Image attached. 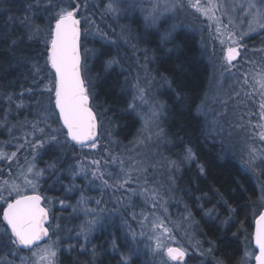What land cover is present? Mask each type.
Listing matches in <instances>:
<instances>
[{
  "label": "snow or ice",
  "instance_id": "obj_1",
  "mask_svg": "<svg viewBox=\"0 0 264 264\" xmlns=\"http://www.w3.org/2000/svg\"><path fill=\"white\" fill-rule=\"evenodd\" d=\"M5 2L6 0H0V4ZM40 4L41 0H37L35 7L40 8ZM101 5L103 6L102 17L112 16L117 19L122 16L128 18L139 9L144 30L159 37L160 50L165 51V45H174L173 48L167 49L166 54H171L172 51L179 48V45H175L174 42L179 29L184 25L179 22L178 17L181 14H187L189 10H193L199 17L215 22L216 37L222 46L227 45L222 48L221 67L224 72H231L235 67L234 61H237L241 55L240 48L243 46L240 41L247 34L244 32L237 33L232 20L229 19L225 23L217 15L221 7L217 0H154L147 8L143 6V0H106V2L101 0ZM49 7H52L50 0L42 10L47 12ZM54 7L55 10L46 18L47 25L44 27L34 24L27 15L18 18L19 26L24 29L27 40L31 41L37 38L41 32L44 34L43 51L37 54L33 62L29 64L26 56L17 55V53L23 52V49L19 47L24 43L23 39H11L8 45V51L13 55L16 65L21 68L28 66L31 69V86L22 91L20 96L27 94L31 98L37 94L40 96H44L45 93L48 94L46 104L42 100L35 104L37 119L29 121L26 118L24 121L18 122V125L9 126L6 114L4 122L0 123V127H7L10 136L18 126L24 130L23 142H20L21 138H17L18 147L16 151L9 154L0 148V161H15L21 149L29 150L32 156L31 160L26 158V166H21L20 176L23 177V183H20L19 177H16L0 184V214H2V221L5 225L3 232L0 233V242L6 239L7 243L14 246L15 252L27 250L30 253L28 257L20 258L21 264H59L58 257L62 241L59 235L51 232L48 227L50 210L45 207V201L48 198L39 192V186L46 174H57L59 178V175L65 171L70 173L71 183L65 186V191L69 193L74 192L79 187L75 184V180L82 177L84 181L94 187L99 181L102 192L113 189L117 192L124 190L128 193L125 199L129 202V207L133 206L131 203L133 197H139L144 204H150L155 209L157 206L164 207L165 205L161 201H164L168 193L173 191L171 186L175 183L173 174L180 171L182 164H190L196 159L191 147H186L179 159L162 157V166L168 171L171 181L167 191H165L163 183L150 180L148 176L150 168L155 170L160 161L149 164L138 152L123 156L113 155L106 150L107 154L99 159H87V157L76 159L74 165H68L67 169L60 168L59 173L57 169L61 160L65 158L63 156L53 159L51 163H46L44 168L37 167L36 161L40 150L59 148L61 152L66 153L69 148L77 146L81 149L88 148L91 150L98 148L100 116L94 104L97 95L95 91L96 80L116 73L118 68L120 75L127 71L118 51L107 53L83 47L82 40H87L90 31L88 27H84L87 20L81 18L79 0H67V2L58 0ZM32 8L33 5L29 4L25 11H30ZM234 10L238 14H242V19L248 22V32H255L257 28L264 32V0H248L246 6L242 3L239 6H234ZM9 19L15 18L9 17ZM97 35L106 43H115L114 41L108 42L107 34L99 29H97ZM121 35L125 43L131 37L130 32L124 36L122 31ZM6 39H8L7 33L0 34V42ZM104 46L102 44V47ZM132 47L135 48L136 46L133 44ZM137 51L139 50L137 49ZM144 51L146 52L147 49ZM90 57L100 63V69L94 79L89 78ZM101 57L107 58L101 60ZM40 58H43L42 64L39 62ZM137 61L145 75L143 78L137 75L136 82L130 85L132 99L128 103V111L140 116L144 124L137 134L133 149L128 150L129 153H132L137 145L151 143L153 135H155L157 144L167 140L160 123L162 119L166 118L165 104L154 102L149 107L150 115H141L143 108L149 105L147 97L154 91L153 85L156 77L151 75L148 67L151 61L147 56L144 57L143 61L137 57ZM250 63L257 67L255 62ZM259 68L260 70L255 74V77H251L247 72L244 73L243 79L236 81L239 84V89L233 87L231 89L232 94H226V99L218 98L217 102L225 111L212 114V127H222L219 117L227 115L229 103L235 102L236 107L232 113L234 120L230 122V126L244 136L246 147L240 156L242 166L245 171L252 170L255 172L260 169L259 175L264 176V149L254 147L257 142L264 144V102L259 104V120L255 124L251 123V115H255V113H252L246 120L245 114L239 112L242 93L243 97L247 99H253L259 95L264 100V64L260 65ZM28 79L29 77H25V82ZM128 83V76H125V84ZM161 84H167L169 88L171 87V82L167 77L161 78ZM247 89H251V91ZM175 95L177 100L182 99L178 90ZM6 99L11 102L13 96L8 95ZM16 107L17 109L24 108L23 100ZM28 107H32V105H28ZM205 115L207 116V113ZM153 129L156 130L155 133H153ZM5 143H11V140L5 141ZM117 163L119 164L118 169L110 171L109 168ZM199 170L201 174L205 171L202 166ZM133 185L135 186L133 187ZM4 191L8 192L7 196L4 195ZM86 199L82 195L77 201V205L72 206L73 211H76L80 205H84ZM260 199L264 201V185L260 186ZM59 202L65 206L64 200ZM101 202V200H96L97 205ZM118 203L123 204V201H118ZM224 203L227 204L228 202L224 201ZM213 210H208L206 215H211ZM234 211V209H229L230 214ZM85 214L91 215V219L80 226L75 237L77 240L83 238L84 243L80 245L81 249L86 248L92 232L105 226L106 219L98 217L94 210H86ZM152 215L155 216V212ZM254 217L255 231L251 239L258 251H246L245 256L242 257V264H249L252 257L255 259V264H264V211H259L258 214H254ZM132 218L136 219V216L133 215ZM223 223L227 224L228 220ZM152 230L155 240V247L152 250L156 255L167 257L164 264H169V262L179 264L180 261L184 260L187 255L185 248L173 247L166 243L168 240H174V237L164 220L156 217L152 223ZM157 232L159 235H155ZM54 235L56 239L52 238ZM125 243L128 244L129 255L125 257L121 254V262L122 264H130L132 256L139 251L135 246L138 241L134 231L131 233V241L126 240ZM116 246L114 241L113 249ZM199 247L197 244V248ZM214 251V247L210 246L207 249V254L211 255ZM92 254L93 256L96 254L95 247H93ZM201 254L204 255L205 253L202 252ZM215 264H225V261L222 258H217Z\"/></svg>",
  "mask_w": 264,
  "mask_h": 264
},
{
  "label": "rangeland",
  "instance_id": "obj_2",
  "mask_svg": "<svg viewBox=\"0 0 264 264\" xmlns=\"http://www.w3.org/2000/svg\"><path fill=\"white\" fill-rule=\"evenodd\" d=\"M153 2L154 0H143V6L147 8L149 4ZM217 2L219 5H221L220 11L217 13V15L220 16L225 23L229 19L232 20L237 33H247L244 35L242 41H240L243 45L240 48L241 55L239 56L238 60L234 62L235 67L231 72H224V69L221 67L223 55L222 48L226 47L227 45L222 46L220 40L216 37L215 22H210L204 17H199L198 14H195L193 10H189L187 14H181L178 17V20L184 25V29L191 30L194 32V34H196L198 38V44L202 52V57L209 64V81L207 86L208 92L205 95V101H202V104L199 108V112L202 114L205 120L206 135L210 140L216 141L221 146V149L224 150L223 153L231 155L245 170L240 160L241 152L246 147L244 136L242 133H239L232 126H230V122L234 120L232 113L233 109L236 107L235 102L229 103L227 115H222L219 117V122L222 126L221 128L212 127V114L223 113L225 111V109L217 102L218 98L226 99V94H232L231 89L233 87L237 90L239 89V84H237L236 81L238 79L242 80L244 73L247 72L251 77H255V74L260 70L259 66L264 64V32L260 31L258 28L255 32H248V22L242 19V14H238L234 10V6H239L242 3L246 6L248 0H217ZM81 18H86L87 23L84 24V27H88L90 31V35L87 37V40H82V43L86 45H84V48L88 49L95 40H98L105 45L108 44L111 46L109 49L105 48L104 52L115 53L118 51L120 53L124 67L127 69V71L121 75V87L127 95V109L128 103L131 102L132 99L130 85L136 82L137 75H139L141 78H143L145 75L144 70L139 67L137 57L140 61H143L145 56L150 59L151 62L149 63L148 67L150 69L151 75L156 77V81L153 85L154 91L149 97H147L149 105L143 108L141 115H150L149 107L154 102L156 104H165L161 93L168 89L169 86L167 84H161V76L155 72L153 67H151V64L154 62V55L152 53L144 55L140 51H137L138 48L136 36V39H134L136 47L133 48L132 45H135V43L133 41L131 42L130 39L127 43H125L124 38H122L123 36L121 35L122 31L124 36H127L128 33L131 32L133 28L129 25H132V20H136V23L141 25L140 23H142V16L140 15L139 9H137L136 12L128 18H124L122 16L121 19H124L126 25L124 26V24L120 22L117 30H114V28L106 24L110 31L116 34L115 38L108 37L107 39L108 42L114 41V44L106 43L99 38L96 27L99 25L93 21V17L85 14V16ZM111 18L115 22L120 20L112 16ZM139 19L140 23L137 22ZM141 36L142 35H140V37ZM43 39L44 38H42V41ZM120 41L123 43L120 44ZM119 44L121 46L117 47ZM92 59L93 58L90 57L89 67H91ZM250 62H255L257 67H254ZM42 63L43 61L41 64ZM125 76H128L129 80L127 85L125 84ZM89 78H95V74L91 71L89 73ZM247 90L251 91V89ZM21 92L22 90H19L16 93H10L9 95L13 96V100L11 102L6 99L8 95L4 97L1 96L3 102L8 104L9 108H11L12 117L14 119L17 118V123H14L13 125H18V122H22L26 118L29 121L37 119L38 116L35 115L36 102L41 100L45 104L48 102L47 93H45L44 96L37 94L29 98L27 94L21 97ZM21 100H23L25 107L17 109L16 105L20 103ZM241 100L242 103L239 107V112L245 114L246 120L252 113H255V115H251V123L255 124L259 120V104L264 102V100H262L259 95L255 96L253 99H247L243 97V93L241 94ZM28 105H32V107H28ZM98 108L99 109L96 108V110H98L97 113L100 116V127L98 148L96 150L80 148L79 151L74 152L69 148L66 153L61 152L59 148H47L46 150H40L36 161L37 167L44 168L46 163H51L53 159L63 156L65 158L61 160V163L58 165L57 169V172L59 173L60 168L67 169L68 165H74L76 159H83L85 157H87V159H99L101 156L106 155L107 152H110L113 155L123 156L138 152L142 158L149 162V164L160 161V163L157 164V168L155 170L150 168L148 176L150 180L163 183L165 185V191H167V187L171 184V181L169 180L168 171L162 166V157L179 159L182 157L183 153L181 154V152L177 150L173 153V155L167 154L166 152L170 153L169 146L171 145V142L167 139L166 141H162L157 144L155 142V135H153V141L151 143L147 145H137L134 151L129 153L128 150L133 149L137 134L143 127L144 121L136 113H133L139 122L138 130L130 139H128L127 142H122L115 135L116 125L113 124L112 117L102 106L98 105ZM205 113H207V116ZM160 123L162 127V120ZM28 127L30 128V125ZM1 128L2 127H0V129ZM23 131L24 130H21L18 126L16 129H14L12 135L10 136L6 127V139L4 141H0V148L9 154L13 151H16L18 147L17 138H21L20 142H23ZM155 131L156 130L153 129V133H155ZM230 133L231 135H229ZM145 134L147 135V133ZM9 140H11V143L6 144L5 141ZM254 147L257 149H264V144L257 142ZM26 158L27 160L32 159L29 150L21 149L18 152L15 161H0V165H2L0 167H2L3 170L7 172L0 176V182H4L5 180L11 181L16 177H19V182L23 183V177L20 176V171L22 161L26 160ZM9 164L11 165L10 167ZM14 164H19V166L14 169ZM190 165L195 167V160L190 164H182L180 171L173 174L175 179V183L171 184L173 191L168 193L164 201H161V203H163L165 206H157L155 209H153L150 204H144L139 197H133L131 202L133 206L129 207V202L125 199L128 193L124 190L117 192L115 189H113L104 190L102 192L101 187H99V181L96 182L97 186L94 187L84 181L82 177H79L75 180V184L79 187L74 192L69 193L65 191V186L71 183L70 173L65 171L63 174L59 175V178L57 177V174H46L45 178L41 182V184L44 185L41 186L40 184L41 187L39 186V192L42 193V188L46 190V193H42V195L48 198L45 201V207L50 210L49 229L51 232H55L61 238L62 243L60 245V249L71 254L73 258L72 264H100V260L103 258L104 252L108 250L110 251V254L117 253L119 257L120 254H123L125 257H127L129 255L128 244H126L125 241H131V233L133 231L135 232L136 240L138 241L135 246L139 249V251L137 254L132 256L130 264H133L132 261H136V263L137 261H145L148 264H164V261L167 259V257L156 255L152 250L155 247L152 223L155 221L156 217H159L160 219L164 220L165 225L171 230L172 236L174 237V240H168L166 243L169 245L183 247L187 250V256L191 255L189 256L191 259L187 258L185 262L179 264H215V261L218 257L214 256V254H207V249L210 246L214 247L213 241H210L207 237H199V229L195 227V224L193 223V220L191 219V216H189L187 208L185 207L187 206L188 202L186 200H182L183 197L187 196L186 199L191 197L185 183L187 177H184L185 175H183L184 173L182 171L185 167H190ZM23 166H26V164ZM118 167L119 164L117 163L116 165L111 166L109 170L112 171L114 169H118ZM247 172L252 177L253 183L256 186L257 199L254 203L255 205L253 206V217L251 218L252 225L249 230H247L245 226L239 225L235 231L232 232V236H235L239 239L241 250L239 259L234 264H242V257L245 256L246 251H256L255 246L251 241L253 223L255 219L254 214H258V212L261 211L262 207L264 206V201H261L260 199V186L264 185V176L259 175L260 169H257L255 172L252 170H248ZM9 173H11V175H9ZM52 182H55V184L51 185ZM134 186L135 185H133V187ZM48 190L49 193H47ZM4 195L7 196L8 192L4 191ZM82 195L87 198L86 203L77 207L76 211H73L72 206L77 205V201ZM60 200L65 201V206L60 204ZM96 200H101L102 202L97 205ZM118 201H123V204L118 203ZM193 201L195 202V209L199 211L201 214L200 216L204 221L213 220L216 224L220 223L224 227H229L232 223H235L234 225L237 226L235 217L232 215L233 213H220L219 209L217 208V204H205L203 197L199 195H194ZM222 204L225 205V203ZM210 209H214L211 215H206ZM86 210H94L98 217L106 219L105 226L92 232L89 236V242L86 244V248L81 249L80 245L84 243V240L82 237L79 240H77L75 237L80 230V226L88 219H91V215L85 214ZM139 212L142 213V218L139 217L138 222H136L137 220L135 219L134 224L131 218L133 215L136 216ZM153 212H155V216L152 215ZM145 217H147V219H145ZM225 220H228L227 224L223 223ZM57 225L59 226L58 228ZM4 227V223L3 225H0V233L3 232ZM115 229H117V233H114ZM95 233H97L98 237H96ZM104 233L106 236L110 237L108 238L110 246L106 244V241L103 245L105 239ZM141 233H143V235H141ZM155 235H159V233L157 232ZM52 238L56 239V236L54 235ZM117 238L121 240V243L125 248L121 247L113 249V242H116ZM5 242L6 240L0 242V245L4 244ZM197 244H199V248H197ZM5 246L7 248L6 253L9 255V260L11 261L9 264H21L20 258L28 257L30 255L29 252H15L12 246L7 245V243ZM93 247H95V256L92 254ZM202 252L205 254L202 255ZM58 260H60V254ZM253 262L254 257L251 258L249 264H253ZM169 264H171V262H169Z\"/></svg>",
  "mask_w": 264,
  "mask_h": 264
},
{
  "label": "trees",
  "instance_id": "obj_3",
  "mask_svg": "<svg viewBox=\"0 0 264 264\" xmlns=\"http://www.w3.org/2000/svg\"><path fill=\"white\" fill-rule=\"evenodd\" d=\"M50 2L52 7H49L47 12L42 9L44 5L49 3V0H41L40 8L35 7L37 0H6L4 4H0V34L7 33L8 35V39L0 42V123L4 122L6 114L9 126L17 123V118L14 119L12 117L11 108L3 102L1 96L4 97L19 90L25 91L31 86V69L28 66L21 68L16 65L13 55L8 51L10 40H24V43L19 45L23 52L17 53V55L26 56L29 64L36 59L38 53L43 51L41 43L42 38H44L43 32L37 38L31 41L27 40L24 29L19 26L18 18L27 15L34 24L44 27L47 25L46 18L54 12V6L58 3V0H50ZM29 4L33 5V8L26 12L25 9ZM79 4L81 17L85 16V14L90 15L93 17V21L99 25L96 26L97 29L107 34V39L108 37H116V34L110 31L105 24L111 16L102 17L103 6L101 5V0H79ZM9 17L15 19L10 20ZM131 23L134 25H129L133 28L132 30L130 29L131 34L135 33L138 36L144 34L136 20H132ZM129 39L135 43L132 36ZM152 39L154 38L152 37ZM174 43L179 45V48L172 51L171 54H166L167 51L162 52L155 45L154 47L147 42V46L154 55V62L151 67L155 69L157 74L167 77L171 82V87L161 93L166 105V118L162 119V128L167 139L171 142L169 146L170 153L165 152L173 155L177 150L182 154L186 147L193 149L196 156V166L190 165V167H185L182 170L184 177H187L185 183L190 193L188 194L191 197L186 199V196L182 200L188 202L187 212L190 213L195 227L199 229V237H207L210 241H213L214 256L222 258L226 264H234L239 259L241 250L239 239L232 236V232L239 225L245 226L247 230L251 227L253 206L257 199V189L252 177L241 167L237 160L229 154H224L221 146L216 141L210 140L206 135L205 120L200 114L199 108L202 101H205V95L208 92L209 64L200 53L201 50L196 34L191 30L181 28L176 35ZM82 44L84 47L85 44ZM102 44L104 43L95 40L88 49L93 48L104 51L105 48H111L108 44H104L105 46L102 47ZM168 45L171 48L174 47L173 44ZM120 46L119 44L117 47ZM106 58L101 57V60ZM42 61L43 58H40L39 62L41 63ZM99 69L100 63L93 58L90 71L95 74V77ZM118 73L119 70L106 78L96 80L95 91L97 95L94 103L97 109H99L98 105H100L107 110V113L112 117L113 124L116 125L115 135L122 142H127L138 130L139 122L134 114L127 109V95L122 90L120 74ZM25 77H29L27 82H25ZM177 90L182 99L177 100L175 95ZM5 128L2 127L0 129V141L6 139ZM70 149L76 152L80 148ZM25 164L26 160L22 161V166ZM18 166L19 164H14V169ZM200 166L205 170L203 174L199 170ZM5 173L7 172L0 167V176ZM55 182H52L51 185L55 184ZM0 184H3V182H0ZM194 195L202 196L205 204H217L220 213L229 212L230 208L234 209L235 211L232 212V215L235 217L237 226L232 223L229 227H224L220 223L216 224L213 220L204 221L199 211L195 209ZM224 201L228 203L222 204ZM141 214L139 212L136 215V222H138L139 217L142 218ZM131 220L135 224V219L131 218ZM0 225H3L2 214H0ZM117 232V229H115L114 233ZM95 235L98 237L97 233ZM93 238L96 239L95 237ZM104 238L103 245L106 241V244L110 246V242H108L110 237L105 234ZM6 243L7 241L0 245V264L11 263L9 255L6 253ZM7 245L10 244L7 243ZM116 245V248H125L118 238ZM12 248L14 249V246ZM189 256L187 258H190ZM120 257L117 253L110 254L109 250L105 251L100 264H122ZM59 262L60 264H72L73 258L70 253L61 250ZM132 263L148 264L145 261H137V263L132 261Z\"/></svg>",
  "mask_w": 264,
  "mask_h": 264
},
{
  "label": "bare ground",
  "instance_id": "obj_4",
  "mask_svg": "<svg viewBox=\"0 0 264 264\" xmlns=\"http://www.w3.org/2000/svg\"><path fill=\"white\" fill-rule=\"evenodd\" d=\"M138 18V17H137ZM120 20L118 22H115L112 20V18H108L107 21L105 22V24L110 25L112 28H114V30L118 29V25L120 22H122L124 24V26L126 25L124 22V19L119 18ZM138 23H140V19L137 20ZM141 25H139V27L142 29V31H144V34L140 37L138 35H136L135 33H132L131 36L133 39H136L135 36L137 37V48L139 49V51L141 53H143L144 55H148L150 53H152V50L147 46V42L150 43V45H155L157 48H159V37L155 34H151L150 32H147L144 30L142 23H140ZM183 28V27H182ZM184 29V28H183ZM180 30V29H179ZM119 36V35H118ZM154 39H152V37ZM139 37V38H138ZM120 38V37H119ZM123 38V37H122ZM121 42V41H120ZM123 42H121L120 44H122ZM136 46V43H135ZM154 46V47H155ZM168 48H171L169 45H165V51H167ZM147 49V51L145 52L144 50ZM160 49V48H159ZM134 51V50H133ZM132 51V52H133ZM200 53L202 54V52L200 51ZM119 70V68L117 69ZM161 76V75H160ZM162 78V76H161ZM121 75H120V81H121ZM78 147V146H77ZM44 184H41V186ZM40 186V187H41ZM42 192L46 193V190L44 188H42ZM47 193H49V190L47 191ZM187 260V255L186 258L184 260V262Z\"/></svg>",
  "mask_w": 264,
  "mask_h": 264
},
{
  "label": "water",
  "instance_id": "obj_5",
  "mask_svg": "<svg viewBox=\"0 0 264 264\" xmlns=\"http://www.w3.org/2000/svg\"><path fill=\"white\" fill-rule=\"evenodd\" d=\"M234 62H235V61H234ZM98 133H99V129H98ZM261 211H264V206L262 207ZM49 223H50V216H49ZM48 225H49V224H48ZM254 231H255V219H254V223H253V231H252V235H253ZM251 241H252L253 245L255 246L254 241H253L252 239H251ZM170 246L178 247V246H175V245H170ZM24 251H27V250H24ZM256 251H258V250H256ZM185 258H186V256H185ZM185 258H184V260H185ZM184 260H183V261H184ZM183 261H180V262H183ZM253 264H255V259H254Z\"/></svg>",
  "mask_w": 264,
  "mask_h": 264
}]
</instances>
